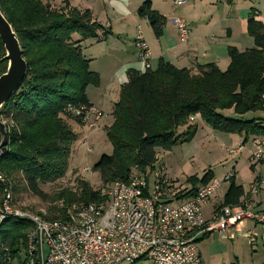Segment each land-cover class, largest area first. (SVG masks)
Segmentation results:
<instances>
[{"label": "trees", "instance_id": "trees-1", "mask_svg": "<svg viewBox=\"0 0 264 264\" xmlns=\"http://www.w3.org/2000/svg\"><path fill=\"white\" fill-rule=\"evenodd\" d=\"M231 4L233 0H225ZM0 10L19 41L27 73L19 88L1 106L0 118L7 128L5 150L0 148V204L3 189L21 176L29 191L48 200L46 217L62 219L73 204H104L106 197L86 180L76 176L74 189L63 187L46 195L40 185L62 178L67 169L75 133L70 122L84 123L83 112L93 107L86 89L99 85L98 73L90 69L82 42L99 33H110L89 9H78L63 0L58 7L47 0H0ZM159 37L165 17L145 0L137 9ZM251 10L247 31L254 47L239 51L228 47L229 65L220 70L214 64L198 71L178 68L160 59L155 69H129L119 98L112 108V123L105 134L111 154H102L91 167L102 186L128 182L134 170L151 169L159 150L190 141L197 131L195 119L212 130L235 134L244 144L251 136L264 137V121L247 118L264 111V25ZM4 45L0 39V75L6 70ZM231 110L232 115L222 111ZM1 140V137H0ZM252 168V166H251ZM213 178L207 172L192 183L184 196ZM223 196V205L238 204L243 188L234 173ZM14 203V202H13ZM33 224L9 217L0 223V264H28L27 239Z\"/></svg>", "mask_w": 264, "mask_h": 264}, {"label": "built area", "instance_id": "built-area-1", "mask_svg": "<svg viewBox=\"0 0 264 264\" xmlns=\"http://www.w3.org/2000/svg\"><path fill=\"white\" fill-rule=\"evenodd\" d=\"M185 2L174 0L176 5ZM171 20L180 41H187L186 20L182 16ZM134 47L144 68H150L151 50L140 29ZM82 112V120L90 129L107 116L95 107L77 110L76 114ZM250 140V160L264 161V137L251 136ZM222 148L228 155L236 154L242 143ZM155 159L150 170L132 173L128 182L110 183L102 192L104 204H71L62 219H49L44 211L17 207L11 187L5 186L0 223L13 217L33 224L27 239L28 264H132L140 259L152 264H204L197 242L211 233L231 237L240 228L245 230L250 244L260 240L264 247V213L253 200L264 179L253 181L238 204H221L206 217L202 207L216 194L222 181L212 178L192 195L184 196L187 191L180 193L164 174L158 154ZM232 173L228 171L224 180L228 181ZM0 181H4L1 175ZM248 222L252 224L246 226Z\"/></svg>", "mask_w": 264, "mask_h": 264}, {"label": "crops", "instance_id": "crops-1", "mask_svg": "<svg viewBox=\"0 0 264 264\" xmlns=\"http://www.w3.org/2000/svg\"><path fill=\"white\" fill-rule=\"evenodd\" d=\"M47 1L52 6L58 7L63 0ZM144 1L118 0V21L116 25L110 22L113 34L103 36L99 33L97 38L85 40L81 43L82 51L90 59V64L96 63V61L100 63L99 67H90L92 71L98 73L99 85L88 86L86 95L90 105L107 114L102 123L104 131L113 121L112 108L119 98L121 86L127 81V71L129 69L144 70L143 63L136 57L134 47V39L138 29L141 30L151 50L150 68L154 63L155 69L159 60L163 59L178 68H189L191 71L197 72L198 66L206 64H214L220 70H225L229 65L227 51L230 46L239 51L254 47V40L247 31V16L251 10L256 12L257 19L264 25V0H233L231 4H228L225 0H186L182 5H176L174 0H149L152 8L165 17L162 33L159 37H156L148 20L137 14L138 7ZM68 2L70 6L75 7L73 0H68ZM85 9L90 10V8ZM90 11L93 14V11ZM174 16H182L186 20L189 28L187 41H180L176 27L171 20ZM93 17L95 18L94 15ZM222 112L226 115H232L231 110ZM250 116L258 117L264 121V111L251 113ZM194 121L197 124L194 137L203 133L202 138L207 135L222 138L221 135H224L225 139L236 137V140L232 139L234 144L242 141V138L238 135L212 130L201 121L199 116H196ZM70 125L75 133V141L72 144L66 173L74 172L75 175L84 177L81 168L76 166V162L82 159L84 157L83 153L91 150V146L95 144L91 142L83 144L86 137L89 135H91V138L96 137L99 135V131L90 130L85 123L70 122ZM161 151L158 152L159 158ZM106 154L110 153L106 152ZM261 163H264V161H261ZM161 166L163 165L161 164ZM232 169L235 171L234 167ZM256 170L257 165H254L253 172ZM235 174H237L236 171ZM256 177L259 176H252L253 180L249 183V186ZM237 180L236 178L235 183L243 188L245 194L244 185ZM228 186L220 200H213L217 198V190L209 202L202 207L204 216L207 217L212 208L223 203V196ZM243 197L239 199L238 203ZM206 209L208 210L206 211ZM246 226L249 225L246 224Z\"/></svg>", "mask_w": 264, "mask_h": 264}, {"label": "rangeland", "instance_id": "rangeland-1", "mask_svg": "<svg viewBox=\"0 0 264 264\" xmlns=\"http://www.w3.org/2000/svg\"><path fill=\"white\" fill-rule=\"evenodd\" d=\"M73 3L78 8H90L93 11L95 19L106 29H111L110 22L116 25L118 21V0H73ZM106 14L108 15L107 17ZM109 34H113L112 29ZM99 64L96 61V63L90 64V67L96 68L99 67ZM154 67L155 64L152 63L151 69H154ZM250 114L246 117L249 118ZM103 120L104 118L99 119L97 127L90 129L99 131V135L93 138L89 135L83 143H95L91 146L92 149L85 151L83 153L84 157L76 162V166L81 168L80 170L84 176L78 177L86 179L93 189H100L102 192L109 184L102 186L98 173L93 171L91 167L102 154H106V152L111 154L112 152V145L103 130ZM201 135L204 134L201 133ZM201 135L198 134V136L193 137L188 142L179 143L168 151L160 152L158 164L163 165L164 174L171 180L180 193L191 189L192 183L188 180L190 177L201 179L207 172H210L213 177L222 181L217 191V198H214V201L222 198L227 185H229V181L224 180V176L228 171L229 173L232 171L234 177L236 175L237 181L244 185L246 192L249 189V183L253 180V175L259 176L254 178V181L264 179V163L260 161L256 164L250 160V149L252 150L250 138L242 144L240 152L228 155L222 146L236 147L240 144H234L236 137L225 139L224 135H221L222 138H214L212 135H207L202 138ZM254 165H257L255 172H253ZM86 167H88V170H85ZM233 167L237 174L232 169ZM140 171L134 170L133 173ZM76 176L74 172H68L62 178L52 183L41 184L40 187L46 195H51L63 187L74 189L76 186ZM13 185L12 201L14 205L23 210L33 212L44 211L47 214L50 202L29 191L21 176L18 175L14 178ZM253 200L255 203H258V210H263L264 213V184H261L257 193L253 195ZM251 224V222H248L249 226ZM197 243L204 264H264V247L261 241L259 240L255 244H250L245 230L241 228L236 230L231 237L224 238L217 233H211L201 238ZM121 264L128 263L122 262ZM132 264L152 263L148 259H140Z\"/></svg>", "mask_w": 264, "mask_h": 264}, {"label": "water", "instance_id": "water-1", "mask_svg": "<svg viewBox=\"0 0 264 264\" xmlns=\"http://www.w3.org/2000/svg\"><path fill=\"white\" fill-rule=\"evenodd\" d=\"M0 39L4 45L6 70L0 75V108L15 93L27 73V63L13 28L0 10ZM0 148L5 150L7 128L0 118Z\"/></svg>", "mask_w": 264, "mask_h": 264}]
</instances>
